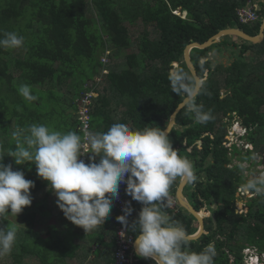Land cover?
<instances>
[{
  "label": "trees",
  "instance_id": "trees-1",
  "mask_svg": "<svg viewBox=\"0 0 264 264\" xmlns=\"http://www.w3.org/2000/svg\"><path fill=\"white\" fill-rule=\"evenodd\" d=\"M254 1L154 0L151 4L146 0H124L121 4L118 0H0V31H14L23 36L25 48L23 58L15 60L13 64L10 63L14 55L12 49L0 48V151L7 154L9 149L15 148L13 131L8 130L12 120L14 130L17 126L27 128L31 124H44L62 132V123L65 125L66 119L73 113L64 131H74L82 136L80 122L75 115L79 108L78 101L88 91L86 82L102 74L103 69L108 70L104 79L90 86L97 93L90 111V131L107 132L117 122L139 130L156 126L164 128L172 112L184 99L183 95L174 93L171 87L170 73L177 70L173 63L182 62L178 69H182L192 79L183 62L185 46L192 42L204 43L228 27L239 28L255 36L263 18L264 4L260 3V17L252 24H239L236 17L238 8ZM87 6H91L93 11L89 16L86 13ZM177 9L185 13V17L173 14ZM139 19L145 25L150 24L158 37L150 38L147 31L143 32L137 40L138 51L134 53L133 41L125 22L133 26ZM230 38L226 37L205 50L193 49L190 52L195 69L204 80L195 102L203 106L204 112H210L212 119L198 122L195 114L184 107L176 118L181 130L173 129L169 134L178 154L192 162L193 170L196 169V175L201 178L196 181L195 191L190 195L194 209L201 210L202 206L212 204L219 207L213 210L214 219L205 222L208 234L190 241L188 245L191 251L200 252L208 243L214 242L217 253L214 264H229V255L234 258L233 264H243L242 250L248 247L264 253V195L248 199L244 205L245 213H234L236 190L241 181L245 186L248 180H241L243 175L228 167L230 159L227 149L222 146L225 129L223 125L216 127L213 116V112L224 115L236 112L245 125H257L258 128L250 134L253 141L258 138L255 145L264 139V132L260 129L264 115L259 111L264 107V40L259 44H237ZM221 47L238 48V54L233 56L229 66L220 64L212 69L210 61L201 63L210 52ZM108 49L111 54L120 50L127 53L125 69L113 65L105 67L100 58ZM247 52L253 54L248 59L244 56ZM84 62L86 71L72 86L74 92L68 104L70 112H67L70 114L66 115L64 109L59 112L54 109L46 115L20 98L21 85H29L32 93L45 84L63 87L64 83L75 76L71 66L82 65ZM100 83L102 90L98 91L97 84L99 87ZM221 90L229 91L224 100L219 99ZM113 102L115 109L110 107ZM117 107L124 110L118 112ZM198 140L202 141L200 147L196 145ZM4 163H12V158L5 156ZM25 164L22 168L25 178L35 184L30 190L32 204L25 207L17 217L9 212L0 227L6 230L14 227L9 221L11 215L19 223H24L18 232L20 238L18 242L15 241L10 253L14 263L24 264V256L36 260L38 264H48L45 256L47 250L37 246L44 240L36 226L45 224V218L51 212L57 211L58 215L63 213L56 205L51 186L48 187V183L37 176L35 165ZM176 186L177 181L169 189L173 194ZM125 187L122 184L119 193L130 198L124 192ZM39 196L41 198L38 200ZM164 211L172 221L179 222L187 234L194 232L192 216L184 211L174 213L168 206ZM132 220L131 215L129 222ZM80 229L77 233L73 231V238L83 235ZM64 232L57 238V252L51 264H69V261L75 259L79 247L72 246L73 238L67 244ZM130 233L135 237L136 233ZM86 237H90L88 245L98 243L99 246L103 236L97 242L92 230ZM89 250L90 246L85 256ZM136 264L148 263L138 261Z\"/></svg>",
  "mask_w": 264,
  "mask_h": 264
},
{
  "label": "clouds",
  "instance_id": "clouds-1",
  "mask_svg": "<svg viewBox=\"0 0 264 264\" xmlns=\"http://www.w3.org/2000/svg\"><path fill=\"white\" fill-rule=\"evenodd\" d=\"M260 3L262 2L254 1L240 7L257 8V18L242 25L252 24L259 19L262 10ZM23 44L24 37L18 33L0 31V48L15 49ZM170 83L174 93L184 96L183 104L188 112L195 114L198 122L204 123L212 119L211 113L204 112L203 106L195 102L200 81L191 79L182 69H177L170 73ZM89 87L86 86V89L89 90ZM19 94L29 102L38 99L27 84L20 86ZM95 94L97 96L96 91ZM91 109L92 107L90 111ZM78 111L79 108L76 112L77 119ZM237 117L241 123L231 122L228 129L223 127L225 134L222 146L227 149L229 159L234 151L239 154L241 151L240 155H244L245 151L256 155L259 149H263L259 142L254 144L258 138L252 140V144L241 147L240 142L244 138H251L250 134L258 127L256 124L245 125L239 115ZM83 135L74 131H56L44 124L16 127L12 132L15 148L9 149L7 154L0 151V223L9 212L17 217L25 207L32 204L30 190L35 186L34 181L26 179L24 171L13 166L29 163L35 165L37 176L46 181L48 187L51 186L56 205L64 217L84 232L101 227L111 214L114 200L119 198L121 185H125V194L140 203L141 208L129 222L128 217L133 208L131 202L126 201L122 209L123 215L117 216L116 220L124 226L125 231L136 233L133 237V251L134 256L139 257H136L137 262L142 258L152 260L153 264H214V257L217 255L214 242L208 243L200 252L191 251L188 248L190 238L184 227L179 222L172 221L164 211L166 206L174 213L184 211L178 205L175 193L169 190L177 178V185L180 178L191 185L190 195L195 191L196 181L201 180L196 172L194 174L192 162L187 157H181L173 147L166 127H146L139 130L117 122L107 132L89 131L86 136L89 153L85 160L81 159ZM198 142L201 146L202 141H196ZM5 156L12 158V163L5 164ZM245 170L246 173L242 175L248 182L242 187L256 195H264V176H252L248 179L245 174H250H247L250 168ZM185 191V197L193 206ZM169 193L174 197V204L171 206L166 202ZM205 206L206 210H210L211 205ZM197 211L201 214V210ZM205 219L203 216L204 228ZM193 222L196 223L195 220ZM196 227L198 228L197 223ZM16 234L15 227L7 230L0 227V257L11 253ZM247 256V264L249 259L254 258L256 261L253 264H264V260L260 261L257 255Z\"/></svg>",
  "mask_w": 264,
  "mask_h": 264
},
{
  "label": "rangeland",
  "instance_id": "rangeland-1",
  "mask_svg": "<svg viewBox=\"0 0 264 264\" xmlns=\"http://www.w3.org/2000/svg\"><path fill=\"white\" fill-rule=\"evenodd\" d=\"M121 4L124 3V0H118ZM144 1V0H142ZM148 2H150L151 4L154 2V0H146ZM259 1V2H262L264 3V0H255V3ZM89 3V2H88ZM86 13L87 15H91L93 13L92 11V8L90 6H87V9H86ZM173 14L175 15H180L182 17H184V13H181L179 9H177L176 11L173 12ZM28 17V16H27ZM125 25L127 26L128 30H129V35H130V38L131 40L133 41V51L134 53H136L138 51L137 49V40L140 36L143 35V32L147 31L149 33V37L151 38H157L158 36L155 34V32H153V27H151L150 24H143L141 22V20L139 19L137 21V23L133 26H131L128 22H125ZM24 26V25H23ZM27 33V30L25 31ZM230 40L232 42H236L237 44H240L239 40L236 39V38H233L231 37ZM13 52V59L12 61L10 62L11 64H13V62L15 60H20L23 58L24 56V51H25V48L24 46L20 47V48H15V49H12L11 50ZM124 50H120L119 52H115L114 54H111L110 53V50L108 49V51L105 52V55L104 56H101L102 58H105L106 59V62L104 63L105 67L106 66H115V68H122L121 70L125 69L126 68V64H124L125 62V58H126V52H123ZM238 48L236 49H233L232 47H227V49L225 47H221V48H217L215 51H212L210 52L208 55H207V58L203 59L201 61V63L205 62V61H210L211 64H212V69L216 66V61L217 63H220V62H223L224 64L226 63H231L233 61V56L234 55H237L238 54ZM123 52V54H117V53H121ZM111 54V55H109ZM117 54V55H116ZM252 56L253 54L250 53V52H247L244 54V56L248 59L249 56ZM101 59L102 63H103V60ZM124 64V65H123ZM12 66H9V68H11ZM174 67H176L174 65ZM72 68V71L74 72L75 76L74 78L70 79L69 81H67L66 83H64L63 87H60L58 85H43L41 87H37L36 90H33L34 93H32L33 95H36L38 97V99L36 101H33V102H29L27 100H25L21 95H20V98L21 99H24L28 104H33L35 109L39 110L40 113H43V114H50L51 110H54V109H58V112L60 111V109H64L66 111V115L70 114V113H67V112H70L69 109H68V104H69V100L72 98V94L74 92V89H73V85L75 84V81L77 80L78 78V81L82 78V75L84 74V72L86 71V64L85 62L82 64V65H78V66H71ZM106 72H102V74H100L99 76L95 77L94 80H88L86 82V86H91L93 84H95V82L99 83L101 80H103V76H105L107 73H108V70L105 69ZM173 71V70H172ZM16 75V74H15ZM55 83L57 84L58 83V80L55 81ZM81 84V83H80ZM97 89L98 91L102 90V84L100 83L99 84V87H98V84H97ZM32 91V89H31ZM96 96V95H95ZM1 98V97H0ZM110 107L112 109H115L116 105L113 103H111ZM80 108V107H79ZM124 109L122 107H117V111L118 112H121L123 111ZM264 110V108H263ZM76 115V113H75ZM72 117H73V113L70 117H68L66 119V122H65V125L66 123H70L71 120H72ZM65 125L64 123H62V126H63V131L62 132H65ZM9 131H14V120L11 121L10 123V126H9ZM8 131V132H9ZM66 133V132H65ZM231 140V138H230ZM260 144V147L264 146V139L262 138L259 142ZM196 145H198L200 147V143H196ZM242 152L240 151V154ZM239 153L235 152V157H230V165L231 163L232 164H237V161H240L242 159L241 155ZM246 159H249L251 158L250 160L246 161V163H242L241 166L243 167H248L250 161H253L252 163V166L250 167V172H248L247 174L251 173L250 175H246L245 174V177L247 176H264V166L261 165L260 163V158L256 155H247V157H245ZM232 159V160H231ZM26 164H23V165H19V166H15L14 168H19L20 170H22V168L25 166ZM239 165V164H238ZM240 165L237 167V171L240 170V168H242ZM229 168H231L229 166ZM196 172V169H194V174ZM246 173V172H244ZM202 178H203V175L201 174L200 175ZM241 180H244V178H241ZM178 181V178L177 180ZM240 188L237 189V200L234 204V213L239 215L241 213H245V203L247 202L248 199H250L251 197H255L256 194L252 193V195L250 194L249 191H246L244 190V187L243 186V181L240 182ZM186 190V191H185ZM184 191L186 192V195L187 196H190V191H191V185H187L184 189ZM41 198V196H39L38 200ZM201 213L206 217V221L207 220H213L214 219V215H213V210H217L219 207L216 205V204H213L210 206V210H206V206H202L201 207ZM208 208V207H207ZM62 214V213H61ZM46 221H45V224H42L40 223L39 225L36 226V230L39 231L42 236L44 235H48V233H45L46 230L48 229V226H54L55 228L53 229H49L48 231L51 233L50 236L52 238L54 237H61L62 236V233H59L60 229H62L64 227V215H58L57 211H54L53 213L51 212V214L49 215L48 218H45ZM9 221L11 223V226H14L16 227L17 229V234H16V242H18V239L20 238V232L22 230V228L24 227V223L22 222H18L16 217H14L13 215H11L9 217ZM205 221V222H206ZM193 226L194 228L196 227V223L193 222ZM217 224L215 223L214 227L216 228ZM80 228V227H77V229ZM76 229V228H75ZM55 230L57 233L53 234ZM73 228H66V231L64 232L65 235H66V238H67V244L69 243V240L71 238L74 237L75 234H73ZM80 232L83 234V238L82 239H77L79 237H76L75 239V242L78 243V244H81V245H85L86 243L89 244L88 240H90V237H86L88 236L89 232H84V230L81 228L80 229ZM85 233H86V236H85ZM56 235V236H55ZM64 237V235H63ZM85 237L87 238V241L85 239ZM217 237V236H216ZM242 237V233L239 234V239H241ZM218 238V237H217ZM221 239H222V236H221ZM56 239H50V240H46V241H41L37 244L38 248H44L46 249V263L48 264H51L52 261H53V257L54 255L56 254L57 252V249H56ZM70 245V244H69ZM55 246V247H54ZM71 246V245H70ZM54 247V248H53ZM13 251V250H12ZM242 254H243V264H247V260H248V254L249 255H257L259 257V260H264V253H260L258 252L255 248L253 247H248V249H244L242 250ZM11 254H7L3 257H0V264H16L13 262V257H10ZM29 259V260H28ZM27 257H24L23 256V263L24 264H38L36 260L34 259H30ZM233 256L232 255H229L228 256V262L229 264H233ZM256 261V259H249V264H253L254 262ZM87 264V263H86Z\"/></svg>",
  "mask_w": 264,
  "mask_h": 264
},
{
  "label": "built area",
  "instance_id": "built-area-1",
  "mask_svg": "<svg viewBox=\"0 0 264 264\" xmlns=\"http://www.w3.org/2000/svg\"><path fill=\"white\" fill-rule=\"evenodd\" d=\"M256 6L240 8L236 11L237 20L241 24H247L254 21L257 18ZM103 64L106 62L105 58H102ZM103 72H106L105 69ZM95 91L89 87V90L78 101L79 111L78 120L80 122V129L83 132V143L81 147V159L85 160L89 153V145L87 143V133L90 131V108L93 106V98H95ZM130 201L133 208V201L130 198L123 197L119 193V198L114 200L113 206L116 209L117 216L123 215L122 209L125 207V202ZM170 201V203H169ZM166 202L168 205L174 204V197L169 193V197ZM132 215V214H131ZM116 216V217H117ZM131 216L128 217L130 221ZM124 232V233H122ZM134 238L130 231H125L124 226L116 220L115 223V249L112 254V260L109 264H134L137 262V258L134 256L133 247Z\"/></svg>",
  "mask_w": 264,
  "mask_h": 264
},
{
  "label": "water",
  "instance_id": "water-1",
  "mask_svg": "<svg viewBox=\"0 0 264 264\" xmlns=\"http://www.w3.org/2000/svg\"><path fill=\"white\" fill-rule=\"evenodd\" d=\"M226 37H233V38L238 39L240 42H245L247 44H259V43H261L264 40V15H263L261 25L259 27L258 34H256L255 36L248 35L242 29L229 28L228 27V28H225L223 30H220L218 33H216L215 35L210 37L204 43L192 42V43L185 46V48L183 50V54H182L183 62L185 64L190 76L192 77V79L198 80L201 82L197 88L196 96L198 95V93L202 87L203 79L198 76V74L194 68V65H193L191 58H190V52L193 49L205 50V49L211 47L212 45L220 43ZM175 65H178V63H175ZM183 100L180 104H178V106L172 112V114L170 115V118L168 120V123L165 126L169 130V134L171 133L173 127L176 124L177 114L185 107V105L183 104ZM187 185H188V182H186L184 179L180 178L178 185L176 187L175 195H176V199H177V202H178V205L180 206V208L182 210H184L187 214L192 216L197 223L198 230L193 234H187L188 237L190 238L189 241H196L201 236L207 235V231L204 228L203 217H201V214L193 208V206L189 203V201L187 200V198L184 195V189ZM133 250H134V245H133Z\"/></svg>",
  "mask_w": 264,
  "mask_h": 264
},
{
  "label": "crops",
  "instance_id": "crops-1",
  "mask_svg": "<svg viewBox=\"0 0 264 264\" xmlns=\"http://www.w3.org/2000/svg\"><path fill=\"white\" fill-rule=\"evenodd\" d=\"M130 197V196H129ZM131 198V197H130ZM134 203V208H133V212H132V219H134L140 208H138V205H141L140 203L136 202L133 200ZM50 208H52V205H49ZM116 216H117V212L115 207H112V211L111 214L109 215L108 218H106V220L103 222V224L101 225V227L94 229V240H96L97 242H100V237L103 236L101 238L102 242L101 245L98 246V243H92V245H88L87 243L85 245H81L75 242L76 238H73L71 241V244L74 248L79 247V249H76L75 252V259L74 261H69V264H109L111 262L112 259V253L114 250V243H115V223H116ZM64 227L62 229H60L59 233H62V231H66V228H73L74 232L77 233V227L73 224H71V222H69L66 218L64 219ZM194 227V226H193ZM55 228L54 226L49 227L46 230L45 233H50L48 230L49 229H53ZM76 228V229H75ZM198 228L195 227L194 231H197ZM54 233H57L55 230H53ZM51 234V233H50ZM56 236V235H55ZM78 237V236H76ZM42 238V237H41ZM57 236L52 238L50 235H45L43 236L42 240L44 241H48L50 239H56V243L58 244V240H57ZM83 235L79 236V238L77 239H82ZM86 241L87 238L85 237ZM90 246V250L87 254V256H85V252L86 250H88ZM88 247V248H87ZM97 248V250H96ZM75 249H73L74 251ZM137 258H139L138 256H136ZM81 258V259H80ZM141 261H145L148 264H153L152 260H145L141 258Z\"/></svg>",
  "mask_w": 264,
  "mask_h": 264
},
{
  "label": "flooded vegetation",
  "instance_id": "flooded-vegetation-1",
  "mask_svg": "<svg viewBox=\"0 0 264 264\" xmlns=\"http://www.w3.org/2000/svg\"><path fill=\"white\" fill-rule=\"evenodd\" d=\"M178 63V65H175L176 67H174L175 69L177 68H179L180 66H181V63H180V61H178L177 62ZM193 63V62H192ZM220 64H222L224 67H227V66H229L231 63H226V64H224L223 62H220V63H217V61H216V66H219ZM193 65H194V63H193ZM194 68H195V65H194ZM196 72H197V70H196ZM197 74H198V72H197ZM199 75V74H198ZM204 81V80H203ZM229 91H227V90H221V92H220V96H219V99L220 100H224L225 99V94H227ZM197 97V96H196ZM261 113H263V115H264V110H263V108H261L260 110H259ZM217 113V112H216ZM216 113H214L213 112V116L215 117V125H216V127H218V126H220V125H223V127L225 128V129H228L229 127H230V125H231V122H236V121H240V119L237 117V115H236V113L235 112H230V113H227L226 115H224V114H221V113H218V114H216ZM178 115V114H177ZM177 118V117H176ZM240 123H241V121H240ZM202 124H200V126H201ZM173 129H180L181 130V127L180 126H178V124H177V121H176V124H175V126L173 127ZM172 129V130H173ZM262 129L264 130V120L262 121ZM248 143H251L252 144V139L251 138H244L241 142H240V145H241V147H244V146H246ZM252 148H254V145L252 146ZM262 150L261 149H259L257 152H258V154H257V156L260 158V163H261V165L262 166H264V146H262ZM235 152H237V151H234L233 152V155H232V157H235ZM238 153V152H237ZM248 154H250L249 152H247V151H245V153H244V155H241V157H242V159L240 160V161H237V164H232L231 163V167L232 168H234L236 171H237V167L240 165L241 166V164L242 163H246V161H248V160H250L251 158H249V159H245L244 158V156L245 155H248ZM232 160V159H231ZM252 163H253V161H250V163H249V165H248V167H243V166H241L242 168H240V170L238 171L241 175L244 173V172H246V168H250L251 166H252ZM239 164V165H238ZM251 174V173H250ZM249 174V175H250ZM251 176H248V179L250 178ZM247 179V178H246ZM203 215V214H202ZM204 216V215H203Z\"/></svg>",
  "mask_w": 264,
  "mask_h": 264
},
{
  "label": "bare ground",
  "instance_id": "bare-ground-1",
  "mask_svg": "<svg viewBox=\"0 0 264 264\" xmlns=\"http://www.w3.org/2000/svg\"><path fill=\"white\" fill-rule=\"evenodd\" d=\"M201 217H203V215L201 214Z\"/></svg>",
  "mask_w": 264,
  "mask_h": 264
}]
</instances>
